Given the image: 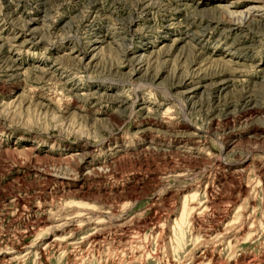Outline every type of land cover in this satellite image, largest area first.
Here are the masks:
<instances>
[{"label":"rangeland","instance_id":"1","mask_svg":"<svg viewBox=\"0 0 264 264\" xmlns=\"http://www.w3.org/2000/svg\"><path fill=\"white\" fill-rule=\"evenodd\" d=\"M250 4L0 0V264H264Z\"/></svg>","mask_w":264,"mask_h":264},{"label":"bare ground","instance_id":"2","mask_svg":"<svg viewBox=\"0 0 264 264\" xmlns=\"http://www.w3.org/2000/svg\"><path fill=\"white\" fill-rule=\"evenodd\" d=\"M260 3V2H259ZM148 5V4H147ZM263 6V5H262ZM262 6H258L257 4H250L248 7L246 6V8L244 9V10H242V11H240V12H233V11H229V10H227V9H224V10H222V13H224L225 15H228V16H230V20H231V18H234L235 19V23H233L235 26L236 25H239L240 23L242 24V22L244 21V20H246L247 18H248V16H251L254 12H260L261 10H262ZM147 8V7H146ZM264 9V8H263ZM148 10V9H147ZM209 18V17H208ZM216 18H217V16H216ZM216 18H210V20H208V21H210V22H212V21H215V20H213V19H216ZM202 19V18H201ZM207 19V18H206ZM218 19V18H217ZM220 20V19H219ZM230 20H228V21H230ZM233 20V19H232ZM250 21V20H249ZM216 22V21H215ZM213 23V22H212ZM232 23V22H231ZM251 23H252V21H251ZM240 24V25H241ZM230 26V25H229ZM237 27V26H236ZM239 28V27H238ZM119 29V28H118ZM121 29V28H120ZM227 31V30H226ZM230 31V30H229ZM232 32V31H231ZM235 32V31H234ZM227 33H228V31H227ZM228 35V34H227ZM16 47V46H15ZM99 51H101V49L99 50ZM163 51L164 50H162L161 52L163 53ZM169 51V50H168ZM125 52V51H124ZM158 52V51H157ZM99 53H101V52H99ZM159 53V52H158ZM165 53V55L167 56V54H166V52H164ZM79 61V60H78ZM58 62H60V61H58ZM158 62V61H157ZM81 64V63H80ZM58 66V64H54L53 66ZM56 66V67H57ZM43 73V72H42ZM44 76V75H43ZM47 82V81H46ZM246 91V90H245ZM246 93V92H245ZM85 96H86V94H85ZM84 96V97H85ZM69 97V96H68ZM264 97V96H263ZM211 99V98H210ZM250 99V98H249ZM208 100V99H207ZM206 100V101H207ZM201 103V102H200ZM208 103V102H207ZM215 104V103H214ZM218 104H219V102H218ZM247 104V103H246ZM204 105H206V103L204 104ZM203 105V106H204ZM217 105V104H216ZM252 107V106H251ZM254 107V106H253ZM264 107V106H263ZM205 109V108H204ZM235 109V108H234ZM244 109V108H243ZM241 111V110H240ZM244 112H246V113H248V112H250V110L249 109H244ZM245 113V114H246ZM242 116V115H241ZM248 116V115H247ZM250 116V115H249ZM90 174V173H89ZM72 178V177H71ZM53 179V178H52ZM61 181V180H60ZM63 182V181H62ZM77 203V202H76ZM80 203V202H79ZM82 204V203H81ZM88 207H91V206H88ZM72 252V251H71Z\"/></svg>","mask_w":264,"mask_h":264}]
</instances>
